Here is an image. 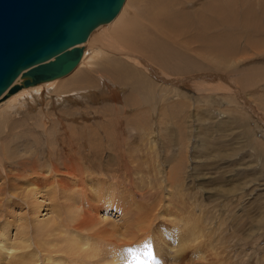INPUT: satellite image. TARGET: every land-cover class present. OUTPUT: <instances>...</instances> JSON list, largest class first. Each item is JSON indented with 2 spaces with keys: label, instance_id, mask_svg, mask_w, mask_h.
I'll return each mask as SVG.
<instances>
[{
  "label": "bare ground",
  "instance_id": "1",
  "mask_svg": "<svg viewBox=\"0 0 264 264\" xmlns=\"http://www.w3.org/2000/svg\"><path fill=\"white\" fill-rule=\"evenodd\" d=\"M263 2H256L255 10L250 0H124L114 16L78 44L83 55L71 71L1 98L0 264H121L120 244L138 249L149 242L160 264H226L225 215L210 214L202 206L205 201L198 204L202 196L196 193L194 199L185 190L187 165L193 161L189 134L193 130L195 137L199 132L206 139L227 126L235 128L239 119L230 112L227 121L213 123L206 116L210 122L200 119L198 128L189 126L193 103L177 85L192 82L193 74L205 82L212 76L210 70L224 65L226 55L233 56L230 52L254 48L256 37L264 35ZM19 81L17 77L13 82ZM199 83L197 93L204 95L196 98L204 105H196V115L206 109L211 116L221 106L218 90ZM106 100L131 104L128 128L134 136L118 137L102 121L108 142L104 145L111 151L103 164L109 173L100 176L87 158L103 146L98 133L89 129L93 125H87L93 120L85 121V135L64 133L56 138L47 120L54 123L61 117L49 111L51 106ZM115 115L108 121L127 119ZM174 126L183 137L178 139L176 163L165 171L174 154L159 144ZM213 144L220 154L225 151V146ZM113 157L118 161L112 172ZM197 157L191 165L193 181L205 163ZM131 164L138 171L145 165L140 171L148 173L147 183L139 172L135 175L140 192L131 190ZM112 213L117 220L108 216Z\"/></svg>",
  "mask_w": 264,
  "mask_h": 264
},
{
  "label": "rangeland",
  "instance_id": "2",
  "mask_svg": "<svg viewBox=\"0 0 264 264\" xmlns=\"http://www.w3.org/2000/svg\"><path fill=\"white\" fill-rule=\"evenodd\" d=\"M250 1L252 3L253 1L255 2L256 10V2H259V0ZM238 44H241L242 48H244L245 42L244 40H240ZM246 50L243 52H230L229 54L233 56L226 55L227 59L225 58L224 65L220 69L210 70V75L212 76H209V80L206 79L205 82L202 81V83H205L206 86H210V83L213 87L212 89L216 91L218 90V96H216L218 101L221 103V106L217 107L212 112L211 116L209 114H205L206 109L202 110L204 114L200 113V115H196L197 113L195 112L196 105H204V102L197 99L199 96L204 95H198L197 93L198 83L200 82L199 84H202L199 76L193 74L192 79L194 81L192 80V82H187L185 85H177L180 91L186 92V96L191 98V103H193L191 115L189 113V126L191 124V126L198 128L200 123L199 120L206 119V116L211 117L210 121L213 123H218L224 118H226V120L223 121H227L229 120L228 118L231 117L227 115L230 112L234 113L239 119V123H237L235 128L234 125L226 127V131H228L227 133L226 131L222 133L215 132L212 134L214 137H211L212 135L210 134L206 138L208 143H206L207 146L204 145L206 139H203V135H200L199 137V132L198 134L196 133L198 137L194 136L195 132L193 130L191 134H189L191 135L189 137L193 138H190L193 141H191L190 144L189 156H191V159L194 161V156L196 155V157L198 156L196 160H199L201 163H205H203L204 165L200 168L201 173H197L198 179H194L193 181V176L191 175L193 171V166H191L193 165V161L190 160L186 169V172L188 173L186 177L188 188L185 190L190 191V193L193 194L194 199L196 197V193L198 197L202 196L198 201V204L205 201V203H202V206H205L204 209L210 214L218 215L219 213L220 215H225L222 216L223 219H221L226 222L223 228L224 246L227 244V247L224 248V257L227 261H225L226 264H264V35L256 37V46L254 48L247 50V52ZM238 52H240V54ZM230 63L232 64L230 65ZM147 76L150 77L148 72ZM154 82L156 83L155 80ZM158 85L160 87L165 85L164 81L162 84ZM166 85L172 87L170 86L172 84L169 82ZM174 86L175 82L173 83V88ZM118 102L119 103H115L106 100L105 102L100 101V103L87 102L88 104H85V102L82 101L81 103H68L65 104L64 107L55 105L49 108L51 113H58L57 115L62 117L56 119V122L54 123L47 120L48 125L51 127L53 132L52 136H55V138L57 136L60 137V135L64 133L70 135V133L79 132L78 134L82 133L85 135V123L88 122V119L93 120L92 123H87L88 126H93L87 128H89L90 131L98 133L100 139L103 140V146L100 150L97 149V154L95 153L94 155L95 157L89 153L87 154V158L90 159L89 161H93V164H95L94 167H96L95 172H97V175L100 176L103 175L101 173L102 171L106 174L109 173L103 166L105 159L108 157V153L106 152L110 150L107 147L108 142L103 138V130H105V128L102 125H105L103 124L104 121L109 125L110 131L118 135V137L121 135H123V137L127 135L134 136V133L129 132L128 128L131 126L129 114L134 112L131 111L132 106L126 100H118ZM235 104H237L238 107L233 106ZM177 105L179 104L177 103ZM42 107H45V104L42 105ZM37 112L38 111H34L33 113ZM172 113L174 112L172 111ZM115 114L120 115V117L124 115L127 119L124 120L122 118L123 121L116 124L114 122H109V119L115 120L113 119V117L116 116ZM153 119L154 112H150V121L152 124L154 123ZM208 120L206 119L204 122H210ZM184 121L187 120L185 119ZM237 126L238 128L236 129ZM80 129L83 130L80 131ZM179 134L180 127L177 128L174 126L173 132L165 134L166 141L164 140V143L161 142V144H159L161 149H164L166 146V149H170V151L174 154V158L172 157L173 161L168 164L166 163L164 168L165 171H168L176 163L174 159H176V154L179 149L178 139L183 137ZM209 140L211 144L216 143L225 146V151H222L220 154L219 151L214 150L218 148V146L213 148L212 146H214V144L211 145L208 142ZM220 140L224 141V143H221ZM64 141L67 144V137H65ZM102 142L100 140L99 143ZM105 142L107 143V146L104 145ZM119 142H121V140H116V143ZM112 145L114 146L113 142ZM210 147L212 150L209 149L206 151V148ZM121 149L123 151L124 147L122 146ZM195 149H197L200 153L197 151V154L194 153ZM213 151H217L219 155H217V153L215 154ZM85 153H87V151H85L84 154ZM227 153L230 154L228 155ZM112 156L113 155H111V157ZM222 156H224L223 159L221 158ZM117 161L118 160L113 157V166H111L112 172L117 169L116 164H114V162ZM41 162H43V160ZM134 165H129L130 167L132 166L131 170L135 171V173L131 176V188L133 186L135 188L133 187L131 190L140 192L137 188L139 180L135 175L139 172V176L145 177L143 182L147 183L148 180H146V177L148 176V173L140 171L146 170L144 167L145 165H142L143 167L141 166L139 171L135 168L132 169ZM129 171L127 170L126 172ZM134 177H136V179ZM232 184L236 185L233 187ZM184 193H186V191ZM193 207L195 209L194 204L191 209H193ZM196 210H199V207H196ZM114 214L115 213H112V216L108 214V216L116 218L115 220H117V217ZM153 233L154 229L152 234ZM12 235L14 236L15 233L12 232ZM233 236L235 237L233 238ZM183 264H186V261L183 262Z\"/></svg>",
  "mask_w": 264,
  "mask_h": 264
},
{
  "label": "water",
  "instance_id": "3",
  "mask_svg": "<svg viewBox=\"0 0 264 264\" xmlns=\"http://www.w3.org/2000/svg\"><path fill=\"white\" fill-rule=\"evenodd\" d=\"M123 1L0 0V99L71 71L83 54L78 44Z\"/></svg>",
  "mask_w": 264,
  "mask_h": 264
},
{
  "label": "snow or ice",
  "instance_id": "4",
  "mask_svg": "<svg viewBox=\"0 0 264 264\" xmlns=\"http://www.w3.org/2000/svg\"><path fill=\"white\" fill-rule=\"evenodd\" d=\"M144 248H145V249H148L146 255L149 256L150 258H154L153 253H152V251H151V244H150V243H145V244H144ZM137 251H138V249H135V248H129V249H127V252H128L129 254L133 255L134 257H135V253H136ZM139 264H143V262L141 261V262H139Z\"/></svg>",
  "mask_w": 264,
  "mask_h": 264
}]
</instances>
